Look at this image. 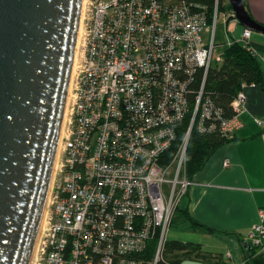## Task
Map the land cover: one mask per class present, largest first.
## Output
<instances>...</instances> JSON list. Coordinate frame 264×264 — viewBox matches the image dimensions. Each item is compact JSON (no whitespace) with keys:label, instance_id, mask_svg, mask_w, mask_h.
<instances>
[{"label":"built area","instance_id":"2783aa9c","mask_svg":"<svg viewBox=\"0 0 264 264\" xmlns=\"http://www.w3.org/2000/svg\"><path fill=\"white\" fill-rule=\"evenodd\" d=\"M220 12L218 0L212 14L184 1H82L34 264H183L167 244L192 183L181 177L190 134L198 119L201 129L219 124L231 136L246 99L244 85L233 101L237 114L221 118L202 90L192 91L195 74L223 60ZM252 33L243 25L229 43L249 45ZM185 117L186 135L166 161ZM249 237L264 249L263 216Z\"/></svg>","mask_w":264,"mask_h":264},{"label":"water","instance_id":"95a60500","mask_svg":"<svg viewBox=\"0 0 264 264\" xmlns=\"http://www.w3.org/2000/svg\"><path fill=\"white\" fill-rule=\"evenodd\" d=\"M82 1L0 0V264L32 261ZM229 1L240 23L264 33V24L249 14L244 0Z\"/></svg>","mask_w":264,"mask_h":264},{"label":"crops","instance_id":"0c3cea01","mask_svg":"<svg viewBox=\"0 0 264 264\" xmlns=\"http://www.w3.org/2000/svg\"><path fill=\"white\" fill-rule=\"evenodd\" d=\"M247 4L252 17L264 24V0H247ZM232 19L226 29L228 34L236 30L234 37H237L243 24ZM249 45L264 69V33L253 30ZM244 93L246 99L239 114L242 125L234 131L237 139L219 147L205 167L195 174L183 203L194 219L215 231L194 229L189 221H183L176 226L181 225V229L188 226L193 234L187 236L182 231L172 234L170 230L169 235L170 239L201 243L197 235L209 232L226 246L221 253L230 264L239 263L248 254L247 264H264V249L255 246L249 237L253 224L264 217V87L246 85ZM226 158L227 166L224 165ZM182 261L183 264H204L198 257Z\"/></svg>","mask_w":264,"mask_h":264},{"label":"trees","instance_id":"16d2710c","mask_svg":"<svg viewBox=\"0 0 264 264\" xmlns=\"http://www.w3.org/2000/svg\"><path fill=\"white\" fill-rule=\"evenodd\" d=\"M166 1H184L188 4H196L202 6L209 14H212L217 0ZM223 2L224 0H218L220 9L221 7H225L223 6ZM244 3L249 12L247 0H244ZM226 7L232 8L230 1ZM249 14L251 15L250 12ZM251 84H258L264 87L263 66L257 53L251 49L248 44L234 41L224 47L223 60L220 63L212 65L206 73L202 69L195 74L191 87L193 89L192 91L196 93L202 90V100H204L205 97L210 98L215 107L214 110L221 114V118H230L237 114L236 107L233 104L234 98L239 91L243 89L244 85ZM215 120H217L218 123L220 122V118H216ZM208 122L209 121H205V125H209ZM188 123V117H185L183 121L177 124V138L164 154V159L166 161L172 159L177 152L186 135ZM236 139L235 133L231 136L227 135L222 131L219 124H216V128L213 129L208 128V126H205V129H201L197 119L190 134L186 150L185 172L187 177L193 179L195 174L205 167L219 147ZM177 212L179 216H177ZM183 221H189L194 229L204 228L210 232L215 231L214 228L198 222L189 214L186 207H181L179 205L173 222L180 224ZM254 245L257 246L256 244ZM167 254L171 256L174 261L178 262H183L182 260L185 258L198 257L203 260L204 264H230V262L223 257L221 252L204 250L201 243L184 242L177 239L169 240L167 244ZM248 256L249 254L246 255L247 259ZM248 261L249 260H247V263Z\"/></svg>","mask_w":264,"mask_h":264},{"label":"rangeland","instance_id":"374dc122","mask_svg":"<svg viewBox=\"0 0 264 264\" xmlns=\"http://www.w3.org/2000/svg\"><path fill=\"white\" fill-rule=\"evenodd\" d=\"M228 2H229V0H224L223 6H225V7L222 8L220 6L222 10H221V12L219 14L218 23H217V26H216V41L221 43V44L217 46L216 53L221 52L224 49V47L229 42H231L234 39V36L236 34L234 32L236 30H232L228 34L227 29H226L227 17H226L225 12L228 15L231 14V16H230L231 19H229L230 26H231V23L234 21V19H232L234 17V10L232 8L226 7L228 5ZM213 65H216V63L214 62ZM184 174H185V168H183L182 171H181V177H184ZM167 176L168 177H172L173 175H171V173H170V174H167ZM190 185H189V187H190ZM189 187H188L187 191L189 190ZM50 188H51V186H50ZM186 192H185V194H186ZM184 199H185V195L182 196V201H181V204H180V206L182 205L181 207H183V205H184L183 204L184 203ZM175 214H176V212H175ZM178 214L179 213L177 212V216H179ZM177 216H176V218H177ZM173 218H175V215H174ZM176 225H177L176 222H173V225H172L173 227H171V229H170V230H172V232H171L172 234L175 233L176 231H182V234H187V236L193 234V231L188 226L186 228H182L181 229V225L178 226V227ZM197 237H198V240L201 241V245H202V248L204 250H210V251H214V252H223V253L225 252V247L226 246H222V244H220V242H219V239L214 234L209 233V232L208 233L205 232V233L199 234V236L197 235ZM33 258H34V255H32V261H31L30 264H34V259ZM184 264H190V263L185 262ZM237 264H239V263H237Z\"/></svg>","mask_w":264,"mask_h":264}]
</instances>
